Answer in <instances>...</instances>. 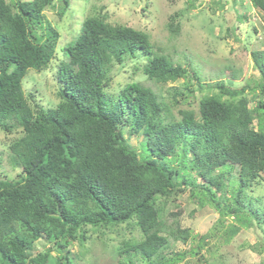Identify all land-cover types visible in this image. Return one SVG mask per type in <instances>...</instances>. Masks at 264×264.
<instances>
[{
  "label": "trees",
  "instance_id": "obj_1",
  "mask_svg": "<svg viewBox=\"0 0 264 264\" xmlns=\"http://www.w3.org/2000/svg\"><path fill=\"white\" fill-rule=\"evenodd\" d=\"M251 2L264 11V0ZM57 6L62 17L71 0H0V129L22 132L9 146L20 176L0 177V264H78L87 242L111 241L110 232L124 235L113 250L120 264H194L189 254L211 264L203 250L213 231L187 251L174 249L197 236L179 220L187 191L197 203L192 212L207 204L219 212L214 230L222 226L227 242L244 227L260 229L264 242V197L251 194L264 185V48L251 51L255 81H203L191 59L174 60L149 32L113 23L101 8L63 48L60 100L48 106L27 94L24 79L57 55L60 32L45 19ZM182 14L168 23L175 35ZM141 57L134 70L155 84L196 79L198 112L173 111L188 102L189 85L170 88L172 102L135 79L111 90L114 67ZM134 135L142 136L137 145ZM171 201L178 211H168ZM227 216L236 222L224 227ZM128 230L140 234L127 238ZM39 240L49 248L35 252Z\"/></svg>",
  "mask_w": 264,
  "mask_h": 264
},
{
  "label": "rangeland",
  "instance_id": "obj_2",
  "mask_svg": "<svg viewBox=\"0 0 264 264\" xmlns=\"http://www.w3.org/2000/svg\"><path fill=\"white\" fill-rule=\"evenodd\" d=\"M222 1L225 3L224 8L216 5L214 0H71L68 12L62 17L58 6L55 9H47L45 19L56 26L60 32L57 55L47 69L43 71L31 69L24 79V88L28 95L32 94L34 99L44 105L51 106L59 102L57 74L60 61L65 58L63 48L76 38L88 14L91 15L101 8L108 14L111 22L126 24L149 32L155 45L161 46L163 51L172 55L174 60L187 65V61L191 59L203 81L225 79L233 81L236 87H242L247 82H253L259 78L251 51L264 48V11L254 7L251 0ZM192 3L194 6H191ZM179 11H183L180 17L181 31L175 35L170 31L168 23L171 15ZM240 13H245L247 17L239 19ZM229 31L231 33H228ZM135 62L142 64L146 62V59L144 57L138 60L128 59L124 64H117L114 67L111 90L121 88L135 79L152 86L162 93L166 100L172 102L170 88L179 86L184 89L189 85L190 90L194 92L185 90L190 96L188 102L177 107L173 106V111L177 117H179V108L191 107L198 112L202 93L197 88L196 79L180 78L167 84H155L147 79L142 70H134ZM251 96L249 94V97ZM254 103L252 101L251 105ZM21 135L20 128L12 133L0 129V177L16 179L20 176L21 169L10 164L9 146L13 139ZM141 139L142 136L131 137L135 145L139 144ZM251 194L264 197V185L256 186ZM179 198L183 208L179 216L180 223L182 227L191 228L192 234L197 236L194 239L191 238L188 243L182 240L175 242L176 251L191 249L197 245L201 235L213 231L215 235L209 239L210 248L207 246L206 250H203L211 264L264 263V252L260 251V246L264 244L260 229L244 227L227 242L226 234H222L224 229L222 226L219 233L214 230L220 214L213 206L207 204L192 212L197 203L190 197V192L183 193ZM178 210L175 202H169L168 211ZM170 219L172 220V217ZM232 222H236V219L233 216H227L224 227ZM139 234L135 230H128L125 237L129 238L133 235L138 237ZM123 236L110 232L108 237L112 238L111 241H88L89 251L84 261L78 264H120V258L113 250L120 244ZM49 246V243L39 240L34 250L35 252L44 251ZM72 248L75 252L80 250L77 242L72 244ZM200 255L189 254L187 259L194 264H200ZM134 263L141 264V261L137 260Z\"/></svg>",
  "mask_w": 264,
  "mask_h": 264
}]
</instances>
